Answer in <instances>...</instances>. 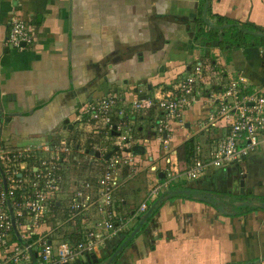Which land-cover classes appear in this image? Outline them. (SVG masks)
<instances>
[{
  "label": "crops",
  "instance_id": "obj_1",
  "mask_svg": "<svg viewBox=\"0 0 264 264\" xmlns=\"http://www.w3.org/2000/svg\"><path fill=\"white\" fill-rule=\"evenodd\" d=\"M218 19L231 35L236 32L230 29L233 24L247 23L257 29L252 34L264 38V0H0V145L16 149L70 141L88 98L121 92L132 98L135 89L150 92L172 82L195 59L221 71L219 77L208 74L206 81L213 84L241 76L251 87H263L264 39H251L258 43L253 47L234 49L224 44L221 50L223 38L215 40L211 30ZM13 21L31 29L32 42L22 49L6 45ZM210 105L206 97L200 98L168 137L179 168L190 164L195 146L206 152L211 138L222 134V129L200 128ZM155 116L154 109L143 112L137 123L144 155L137 157L139 162L156 161L164 153L149 131ZM65 119L73 124L71 130L63 128ZM140 122L146 124L144 136ZM129 170L121 186L133 174L137 178L147 171L146 192L136 207H130L128 190L117 191L116 199L131 216L165 179L147 167ZM69 171L73 180L95 176L91 167L81 173L71 162ZM175 187L181 191L175 194L191 189L193 195L163 196ZM194 195L207 196L213 203L195 200ZM252 200L264 203V139L238 167L211 168L198 180L177 179L162 188L154 203L149 201L144 212L95 253L97 261L103 258L105 264L123 245L109 264H264V210L235 205ZM150 209L140 232L127 237ZM50 225L53 231L59 229L55 221Z\"/></svg>",
  "mask_w": 264,
  "mask_h": 264
},
{
  "label": "built area",
  "instance_id": "obj_2",
  "mask_svg": "<svg viewBox=\"0 0 264 264\" xmlns=\"http://www.w3.org/2000/svg\"><path fill=\"white\" fill-rule=\"evenodd\" d=\"M28 26L11 22L7 47L22 49L30 44ZM211 72L221 74L195 59L172 82L150 92H134L132 98L125 92L91 98L80 108L73 146L65 139L16 149L0 145V264H75L99 252L147 209L144 201L130 217L117 215L121 201L115 194L126 168L163 173L164 183L148 194V201H153L172 181H195L211 168L238 167L264 139V86L251 87L241 76L213 84L206 81ZM202 97L211 105L200 120L201 130L222 129V134L211 138L206 152L195 146L190 164L179 168L169 138L185 111ZM152 109L156 116L149 131L164 153L156 161L139 162L131 150L140 143L137 123L143 112ZM100 135L119 139L108 159L99 149ZM79 156L89 159L86 164L95 176L71 179L67 188L70 161L77 163ZM52 221L63 232L53 231Z\"/></svg>",
  "mask_w": 264,
  "mask_h": 264
},
{
  "label": "rangeland",
  "instance_id": "obj_3",
  "mask_svg": "<svg viewBox=\"0 0 264 264\" xmlns=\"http://www.w3.org/2000/svg\"><path fill=\"white\" fill-rule=\"evenodd\" d=\"M224 44H220V49L223 50L224 47H222ZM141 124H143V132L140 133V136H144V133H145V123L143 122H140ZM75 140V135H73L72 139L69 141V139H66V141L70 144V142H73ZM99 143V149L103 152V153H107L109 151H111L114 147H117L120 145V142H119V139L117 137H113V138H109L108 140L104 138V136H102V139H100L98 141ZM140 148H141V145L138 144L137 145V151H132L133 154L136 156V157H139V158H142L144 155L143 153H140ZM70 160H67V163L69 162ZM86 161L89 162V159H83L81 158V156L78 157V161L77 163H75L73 165V168L76 170L77 167H81L82 166L84 167ZM142 162V161H140ZM130 168H126L124 170H122L121 174L122 176H125L127 172H129ZM135 170L132 171V174ZM142 173V174H140ZM139 173V176L136 178V176H134V174L132 175L133 177L130 179V181H128L127 183H124L120 189L118 190H121L123 191L122 193L126 192L128 190V193L125 194L126 195V198H128L129 200V204H130V207H136L140 200L142 199V194L144 192H146V181H145V173H147V171L143 170ZM73 177L71 175H68L67 177V188H68V185H69V182L71 181ZM117 190V191H118ZM117 196V192L115 194ZM61 200H65V197L62 196L61 197ZM145 201L148 203L149 201L147 199H145ZM64 203V201H63ZM120 206V205H119ZM128 210V208H126L124 205L121 204L120 208L116 210V213L118 216L120 217H124V218H128L130 217V215L128 214L129 212L126 211ZM49 226V225H48ZM133 231H131L132 233ZM130 233V234H131ZM54 238V236H52ZM55 239V238H54ZM63 239V238H62ZM61 241V240H60ZM107 249V248H105Z\"/></svg>",
  "mask_w": 264,
  "mask_h": 264
},
{
  "label": "trees",
  "instance_id": "obj_4",
  "mask_svg": "<svg viewBox=\"0 0 264 264\" xmlns=\"http://www.w3.org/2000/svg\"><path fill=\"white\" fill-rule=\"evenodd\" d=\"M220 20L221 19H218V22L211 26V30L213 31V35H214V39L218 40L220 37H222L223 38V44L229 46L230 48L235 49V48H240V47L257 46L258 43H256V42L251 43V39H264L263 37H259V36L252 34V32H257V29H255L254 26L249 25L247 23H244L241 25L233 24L230 29L235 28L236 32L234 35H231L230 31L228 32L225 28H222ZM218 30L219 31L221 30V35H218L219 34ZM242 35H244V36L246 35L245 38ZM199 37L200 36L197 33V35L195 37V41H197V40L199 41ZM206 39H208V38H206ZM200 43H204V41H200ZM86 147H87L86 149L88 150L89 154H91V150L88 148V146H86ZM74 163H75V161L71 162V164H73V165H74ZM86 167H87L86 163H85L84 167L83 166H82V168L80 167L81 173H82V169H86ZM176 190H178V187L168 189L165 193H163V196H166V194H167V196L172 197V198L181 196V197H185V198L190 199L191 196L193 195V190H191V189H189L190 194H181V195L175 194L174 191H176ZM154 202L155 201H153L152 203H154ZM242 209L249 210V208H242ZM139 220H140V218L138 219V221ZM130 232L127 233V235H128L127 237H129Z\"/></svg>",
  "mask_w": 264,
  "mask_h": 264
},
{
  "label": "water",
  "instance_id": "obj_5",
  "mask_svg": "<svg viewBox=\"0 0 264 264\" xmlns=\"http://www.w3.org/2000/svg\"><path fill=\"white\" fill-rule=\"evenodd\" d=\"M257 35H260V34H257ZM217 44V42H215V43H213V45H216ZM135 92H136V89H135ZM144 97L143 96H141L140 97V99H143ZM90 100V98H88L87 99V101H89ZM0 124H1V120H0ZM63 125H64V129H68V130H71L72 129V126H73V124L72 123H69V121H68V119H65L64 121H63ZM186 127H188V125H185ZM165 135L163 134V137H164ZM117 150V148H114L113 149V151H110V152H108V153H106V155L104 156V158L105 159H108L111 155H112V153L114 152V151H116ZM132 151H137L138 149H137V146H134V147H132V149H131ZM140 152V151H139ZM95 155V157H99V153H95L94 154ZM158 177L159 178H163V174L162 173H159L158 174ZM244 181H243V178L242 179H240V187H241V191L243 190V183ZM181 191H176L175 193H180ZM183 192V191H182ZM186 194H189V191H184ZM193 199H195V200H200V201H204V202H209V203H213V201L211 200V199H209L207 196H199V195H194L193 196ZM59 204L58 203H56V206H58ZM236 206H245V207H250V208H253V209H257V208H259V209H262V210H264V203H262V202H260V201H256V200H252V201H247V202H243V203H238V204H235ZM218 210H219V212H221L222 214H224V215H227L228 214V212L226 211V208H221V207H218ZM150 215H151V209L150 210H148L143 216H142V218H141V220L139 221V223H138V226L136 227V229L130 234V237L129 238H134L135 237V235L136 234H138L139 232H140V229H141V226L146 222V220H147V218H149L150 217ZM122 248H123V245L122 246H120L119 248H118V250H116L114 253H113V255L112 256H110L108 259H107V261H106V263L105 264H109L111 261H112V258L115 256V255H117L121 250H122ZM98 259H97V257H96V255L95 254H92V255H88V256H85L84 258H81L80 260H78V261H76V264H84L85 263V261H86V264H90V263H97L98 261H97ZM101 264H103V263H101Z\"/></svg>",
  "mask_w": 264,
  "mask_h": 264
},
{
  "label": "flooded vegetation",
  "instance_id": "obj_6",
  "mask_svg": "<svg viewBox=\"0 0 264 264\" xmlns=\"http://www.w3.org/2000/svg\"><path fill=\"white\" fill-rule=\"evenodd\" d=\"M105 260L102 258V259H100L97 263H95V264H101V263H103ZM76 264V263H75ZM84 264H86V261H85V263ZM90 264H94V263H90Z\"/></svg>",
  "mask_w": 264,
  "mask_h": 264
}]
</instances>
